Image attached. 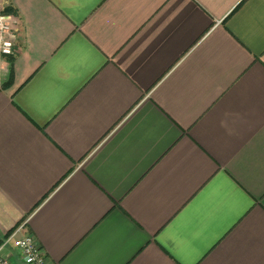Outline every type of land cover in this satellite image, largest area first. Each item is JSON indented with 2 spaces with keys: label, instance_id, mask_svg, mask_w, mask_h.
<instances>
[{
  "label": "crops",
  "instance_id": "crops-1",
  "mask_svg": "<svg viewBox=\"0 0 264 264\" xmlns=\"http://www.w3.org/2000/svg\"><path fill=\"white\" fill-rule=\"evenodd\" d=\"M1 3L0 244L22 228L49 264H264V0Z\"/></svg>",
  "mask_w": 264,
  "mask_h": 264
},
{
  "label": "built area",
  "instance_id": "built-area-1",
  "mask_svg": "<svg viewBox=\"0 0 264 264\" xmlns=\"http://www.w3.org/2000/svg\"><path fill=\"white\" fill-rule=\"evenodd\" d=\"M5 3L0 4V57H11L14 53L13 27L16 22L11 13L6 12ZM22 228L16 229L0 244V264H14L1 251L7 244L18 250L23 264H49L45 254L32 235H20Z\"/></svg>",
  "mask_w": 264,
  "mask_h": 264
},
{
  "label": "trees",
  "instance_id": "trees-1",
  "mask_svg": "<svg viewBox=\"0 0 264 264\" xmlns=\"http://www.w3.org/2000/svg\"><path fill=\"white\" fill-rule=\"evenodd\" d=\"M6 12L7 13H12V10L10 9V8H7L6 9ZM8 59H9V61H10V63H11V80H12V75H13V71H12V63H13V58L12 57H8Z\"/></svg>",
  "mask_w": 264,
  "mask_h": 264
}]
</instances>
